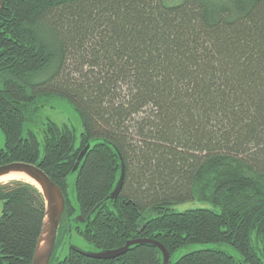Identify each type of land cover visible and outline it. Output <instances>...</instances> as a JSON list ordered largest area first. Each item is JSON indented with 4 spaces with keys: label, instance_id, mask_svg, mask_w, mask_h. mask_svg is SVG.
<instances>
[{
    "label": "trees",
    "instance_id": "1",
    "mask_svg": "<svg viewBox=\"0 0 264 264\" xmlns=\"http://www.w3.org/2000/svg\"><path fill=\"white\" fill-rule=\"evenodd\" d=\"M52 95L82 129L46 118L39 141ZM0 133V165L35 164L63 193L48 264L162 262L149 243L83 255L72 231L95 250L153 238L168 264H264V0H0ZM0 202V264H30L43 196L10 180Z\"/></svg>",
    "mask_w": 264,
    "mask_h": 264
},
{
    "label": "water",
    "instance_id": "2",
    "mask_svg": "<svg viewBox=\"0 0 264 264\" xmlns=\"http://www.w3.org/2000/svg\"><path fill=\"white\" fill-rule=\"evenodd\" d=\"M88 149V144L80 151L75 164L72 167V171L75 170ZM9 171H22L34 179L39 185V191L41 192L44 203L45 213L42 224L41 233L39 236L38 243L32 255L30 264H48L51 254L54 249L57 229L60 223L61 213L64 206V196L59 186L52 181L48 175L37 165L27 163L23 161H13L6 164L0 165V175ZM123 179V171L121 173L107 198L114 199L118 195ZM36 187V186H35ZM37 188V187H36ZM77 221H82L83 217L80 215L76 216ZM149 243L156 246L161 252L162 262L161 264H168L169 253L162 243L146 237H135L127 239L122 246L112 249H83L77 245H71L72 248L82 253L83 255L98 258L107 259L113 258L124 253L130 246L134 244Z\"/></svg>",
    "mask_w": 264,
    "mask_h": 264
},
{
    "label": "rangeland",
    "instance_id": "3",
    "mask_svg": "<svg viewBox=\"0 0 264 264\" xmlns=\"http://www.w3.org/2000/svg\"><path fill=\"white\" fill-rule=\"evenodd\" d=\"M169 1H176V0H169ZM41 103V104H40ZM40 106L39 111L35 117V120L30 124L33 128L34 132L37 135V138L39 141L42 140V126L45 122L46 118H49L59 125L66 123L69 126H72L77 133H79L82 129L81 121L79 114L74 109L72 103L65 97L59 96V95H52L48 96L45 99L40 100ZM2 135L0 133V145L2 144ZM15 180V179H7V180H0V183H4L6 181ZM68 182V195L71 199V201L74 200V174H71L67 177ZM203 206V205H209L207 203H199V201H186L183 203L176 204L174 208L180 210L185 207H192V206ZM0 211H1V202H0ZM71 237L75 245L83 248V249H93L89 243L84 241L80 236H77L74 231L71 232ZM220 246L228 252H232L233 250L228 246L224 244L217 245ZM199 247L198 244H191L187 247H181L175 253L172 255L171 259L174 260L176 257H178L180 254ZM64 249V250H63ZM66 249V246L62 247L61 253H63Z\"/></svg>",
    "mask_w": 264,
    "mask_h": 264
},
{
    "label": "bare ground",
    "instance_id": "4",
    "mask_svg": "<svg viewBox=\"0 0 264 264\" xmlns=\"http://www.w3.org/2000/svg\"><path fill=\"white\" fill-rule=\"evenodd\" d=\"M7 179H15V180H22V181H26L31 183L32 185L36 186L37 188H39L38 183L32 179L29 175H27L26 173L22 172V171H9L7 173H4L2 175H0V180H7ZM8 182V181H6Z\"/></svg>",
    "mask_w": 264,
    "mask_h": 264
}]
</instances>
